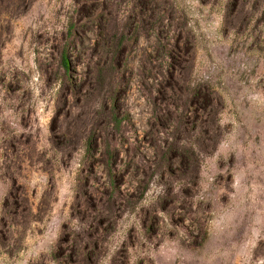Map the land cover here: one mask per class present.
<instances>
[{"label": "rangeland", "instance_id": "1", "mask_svg": "<svg viewBox=\"0 0 264 264\" xmlns=\"http://www.w3.org/2000/svg\"><path fill=\"white\" fill-rule=\"evenodd\" d=\"M25 1L0 3V264H264V0H168L189 35L188 78L216 102L218 132L194 169L169 158L162 176L138 168L165 137L151 131L137 75L143 52L165 57L154 35L125 52L118 101L129 121L110 172L95 135L85 152L71 89L50 74L72 16L67 54L82 85L98 39L83 1Z\"/></svg>", "mask_w": 264, "mask_h": 264}, {"label": "trees", "instance_id": "2", "mask_svg": "<svg viewBox=\"0 0 264 264\" xmlns=\"http://www.w3.org/2000/svg\"><path fill=\"white\" fill-rule=\"evenodd\" d=\"M17 1L21 6L26 3L25 0ZM82 1L78 8L87 10L85 21L92 25L98 38L93 44L97 48L95 56L85 61L82 85L73 83L67 54L76 32V20L71 16L65 32L53 47L50 74L71 89L78 107L76 131L86 135L85 152L90 151V138L95 135L92 141L98 146L100 158L110 172L114 170L115 148L118 140L124 138L123 124L129 121L128 113L118 101V94L126 82L125 52L135 45L140 35L152 33L165 57L158 61L143 52L138 59V84L150 102L152 133L164 130L165 137L153 142V163L138 162V168L142 175L154 170L160 176L171 174L169 158L176 157L178 166L194 169L197 164L195 153L207 150L212 145V138L214 142L217 139V109L204 84L188 78L191 45L185 28L180 27L184 23L168 0H160V3L156 0ZM66 134L68 129L60 132L62 137ZM138 182L142 185L141 180ZM108 185L114 192L112 178Z\"/></svg>", "mask_w": 264, "mask_h": 264}]
</instances>
